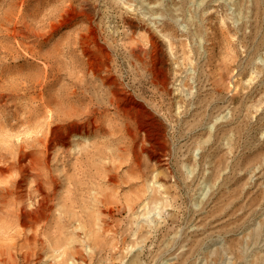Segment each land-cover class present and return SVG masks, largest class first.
I'll use <instances>...</instances> for the list:
<instances>
[{
	"label": "rangeland",
	"instance_id": "1",
	"mask_svg": "<svg viewBox=\"0 0 264 264\" xmlns=\"http://www.w3.org/2000/svg\"><path fill=\"white\" fill-rule=\"evenodd\" d=\"M11 252L264 264V0H0Z\"/></svg>",
	"mask_w": 264,
	"mask_h": 264
},
{
	"label": "bare ground",
	"instance_id": "2",
	"mask_svg": "<svg viewBox=\"0 0 264 264\" xmlns=\"http://www.w3.org/2000/svg\"><path fill=\"white\" fill-rule=\"evenodd\" d=\"M45 144H46V143H45ZM42 162H43V161H42ZM46 166H47V165H46ZM18 171H19V170H18ZM28 171H29V170H28ZM25 182H26V181H25ZM70 190H71V189H70ZM37 191H39V190H37ZM71 191H72V190H71ZM71 191H70V192H71ZM31 192H32V191H31ZM33 193H34V192H33ZM35 193H36V192H35ZM72 193H73V192H72ZM24 194H25V193H24ZM41 195H42V194H41ZM48 195H49V194H48ZM48 195H47V196H48ZM41 197H42V196H41ZM29 198H30V197H29ZM29 198H28V199H29ZM42 198H44V197H42ZM44 200H45V198H44ZM26 201H27V200H26ZM45 201H46V200H45ZM34 202H35V201H34ZM38 202H39V201H38ZM42 202H44V201H42ZM42 202H41V203H42ZM18 203H19V202H18ZM29 203H30V202H29ZM41 203H40V204H41ZM30 204H31V203H30ZM34 204H36V203H34ZM37 204H38V203H37ZM43 204H44V203H42L41 205L43 206ZM45 204H46V203H45ZM22 205H23V204H22ZM31 205H32V204H31ZM29 206H30V205H29ZM48 206H49V204H48ZM61 206H62V205H61ZM19 208H21V207L19 206ZM19 208H18V209H19ZM24 208H25V207L23 206V210H22L23 212H24ZM31 208H32V207H31ZM41 208H43V207H41ZM16 209H17V208H16ZM19 210H20V209H19ZM31 210L34 211V213H35V209H31ZM40 210H41V209H40ZM28 211L30 212V210H28ZM37 212H38V211H37ZM19 213H22V212H19ZM14 214H15V210H14ZM35 214H36V213H35ZM28 215H29V214H28ZM38 215H39V214H38ZM41 215H42V213H41ZM43 215H44V213H43ZM21 216H22V215H21ZM23 216H24V215H23ZM26 216H27V215H26ZM26 216H25V217H26ZM50 216H51V215H50ZM15 217H16V214H15ZM41 217H42V216H41ZM18 218H19V217H18ZM28 218H30V217H28ZM22 219H23V218H22ZM34 219H35V218H34ZM41 219H43V218H41ZM18 220H19V219H18ZM31 220H33V218H32ZM22 221H24V220H22ZM36 221L38 222L37 218H36ZM41 221H42V220H41ZM14 222H15V221H14ZM17 222H18V221H17ZM20 222H21V221H20ZM20 222H19V223H20ZM33 222H34V221H33ZM22 223H23V222H22ZM35 223H36V222H35ZM35 223H33V225H34ZM47 223H48V222H47ZM20 224H21V223H20ZM36 224H37V223H36ZM16 225H17V224H16ZM33 225H32V226H33ZM27 226H28V225H27ZM27 226H26V227H27ZM19 227H20V225H19ZM42 227H43V226H42ZM22 228H24V227H22ZM29 228H31L30 225H29ZM44 228H45V227H44ZM25 229H26V228H25ZM27 229H28V228H27ZM22 231H24V230L22 229ZM42 231H43V230H42ZM31 233H32V232H31ZM22 234H23V233H21V235H22ZM35 234H36V233H35ZM35 236H36V235H35ZM35 236H32V237L35 238ZM24 240H25V239H24ZM24 240H23V241H24ZM28 241H29V240H28ZM28 241H27V242H28ZM48 243H49V242H48ZM45 244H46V243H45ZM51 245H52V243H51ZM64 246H65V245H64ZM30 248H31V246H29V251H32L33 249L30 250ZM15 249H16V248H15ZM16 251H17V250H16ZM29 251H28V252H29ZM34 251H35V250H34ZM9 252H10V251H9ZM14 252H15V251H14ZM15 253H17V252H15ZM15 253H12V252L9 253V254L7 253V254H8V259L11 260V263H12V264H16V262H17V255H15ZM29 253H30V252H29ZM35 253H37V252H35ZM1 254H2V253H1ZM32 254H33V251H32V253H31V256H32ZM27 255H28V254H27ZM36 255H37V254H36ZM33 256H34V255H33ZM5 259H6V258H5ZM3 260H4V259H3ZM5 261H6V260H5ZM9 262H10V261H9Z\"/></svg>",
	"mask_w": 264,
	"mask_h": 264
}]
</instances>
